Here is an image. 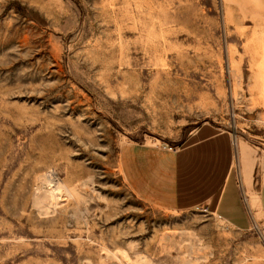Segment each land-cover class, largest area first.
<instances>
[{"label": "rangeland", "instance_id": "obj_1", "mask_svg": "<svg viewBox=\"0 0 264 264\" xmlns=\"http://www.w3.org/2000/svg\"><path fill=\"white\" fill-rule=\"evenodd\" d=\"M203 126L247 227L162 201ZM263 181L264 0H0V264H264Z\"/></svg>", "mask_w": 264, "mask_h": 264}, {"label": "crops", "instance_id": "obj_2", "mask_svg": "<svg viewBox=\"0 0 264 264\" xmlns=\"http://www.w3.org/2000/svg\"><path fill=\"white\" fill-rule=\"evenodd\" d=\"M235 160L231 134L213 126L200 127L187 146L176 151L165 149L162 201L172 207L207 206L233 226L247 227L251 216L244 204L239 180L233 172ZM248 170L251 181V167ZM136 178L139 179L138 176ZM132 183L137 188L140 186L134 177ZM153 186L157 188L156 184ZM145 193L149 194L148 191ZM258 209L264 215V181L259 190Z\"/></svg>", "mask_w": 264, "mask_h": 264}, {"label": "bare ground", "instance_id": "obj_3", "mask_svg": "<svg viewBox=\"0 0 264 264\" xmlns=\"http://www.w3.org/2000/svg\"><path fill=\"white\" fill-rule=\"evenodd\" d=\"M250 166V165H249ZM245 170V169H244ZM247 172V171H246ZM246 176V175H245Z\"/></svg>", "mask_w": 264, "mask_h": 264}, {"label": "built area", "instance_id": "obj_4", "mask_svg": "<svg viewBox=\"0 0 264 264\" xmlns=\"http://www.w3.org/2000/svg\"><path fill=\"white\" fill-rule=\"evenodd\" d=\"M221 217V216H220Z\"/></svg>", "mask_w": 264, "mask_h": 264}]
</instances>
